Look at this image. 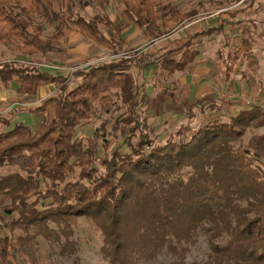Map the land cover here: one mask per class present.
I'll return each mask as SVG.
<instances>
[{
  "label": "trees",
  "instance_id": "1",
  "mask_svg": "<svg viewBox=\"0 0 264 264\" xmlns=\"http://www.w3.org/2000/svg\"><path fill=\"white\" fill-rule=\"evenodd\" d=\"M92 1L109 2L0 0V44L21 56L58 51L71 28L120 55L64 73L0 61L1 83L13 84L19 96L33 97L40 87L56 85L38 105L13 111L39 117L35 130L22 122L7 129L10 119L0 115V168L18 169L0 174L6 228L0 264H63L76 251L79 217L94 225L109 264H138L161 249L176 257L168 264H264V133L254 132L264 126V105L197 128L186 123L182 134L158 139L147 118L144 73L154 64L168 76L185 72L199 54L198 43L180 45L177 56L171 50L129 55L122 49V31L136 24L161 37L160 20L172 18L180 25L199 12H182L168 0H120L116 23L101 14L89 19L77 14ZM37 16L52 26L49 35ZM251 48L244 40L217 50L228 82ZM197 104L187 115L215 107ZM95 113L99 123L91 136H77L76 128ZM246 129L252 134L244 143ZM199 233L209 251L205 259L187 262L185 253ZM39 238L58 248L56 258L39 252Z\"/></svg>",
  "mask_w": 264,
  "mask_h": 264
},
{
  "label": "rangeland",
  "instance_id": "2",
  "mask_svg": "<svg viewBox=\"0 0 264 264\" xmlns=\"http://www.w3.org/2000/svg\"><path fill=\"white\" fill-rule=\"evenodd\" d=\"M77 1L86 2L87 0ZM168 1L177 6L182 12L196 10L199 13L180 25H177L172 18L160 20L159 26L165 32L161 37H157L154 33L146 32L136 24L130 27L128 31L124 32V29L130 25L126 26L122 31V49L126 50L129 55L142 51L161 54L164 49H169L177 56L180 53L178 52L179 44L187 41L198 43L199 54L185 72L168 76L160 72L157 64H154L148 67L144 73L149 101L147 118L154 129V133L159 136L158 139H162L166 134H172L173 136L177 132L182 134L181 126L186 123H189L193 128H197L215 118L228 119L230 115H236L241 108H249L254 104H264V102H260L264 98V94L259 97L256 95L259 88L261 90L264 89V77L260 76V70H256L258 68L257 65H262L261 61L256 59L259 47L258 41L256 37L244 32L245 29L252 31L251 25L247 23L248 18L257 17V15L250 13V9L244 8L247 6L245 3L251 0ZM254 2L256 5V0ZM261 4L264 6V0ZM254 7L251 9H254ZM121 9L120 0H109L105 5L92 1L88 4L86 3L83 7H79L77 14L87 19L95 14H101L108 16L116 23L120 20ZM217 12L223 15L221 21L226 19V23H223V29L210 36H197L193 40L188 39L192 33L211 24L210 22L214 23L213 15ZM231 14L237 15L233 18L230 16ZM242 19L245 21H242ZM35 21L42 25L46 35L52 32V26L41 16H37ZM101 29L104 33L113 32L111 28L101 27ZM77 33L79 34L75 29H69L67 36L65 35L59 44V50L45 57L40 55L21 56L11 45L0 44V61L13 59L19 65H35L54 73H64L85 67L88 63L104 62L120 57V55H113L112 52L98 43L82 35L78 36ZM257 33H260L261 40L264 39L262 38V26L257 30ZM245 37L249 38L254 55L248 63L246 59L242 58L234 68L233 80L227 82L218 63L217 50L225 43L230 44V46L238 45ZM85 45H89L88 55H96L101 59L92 58L87 63L78 60ZM261 47L263 46L261 45ZM247 65L253 66L251 68L252 72H246L244 75ZM54 87V85L47 87L46 95L53 93ZM44 95L42 97L19 96L13 84L4 86L0 81V115L10 119V126L7 129L12 128L17 122H22L32 130H35L39 117L27 110H21L14 114L13 111L19 106L26 109L27 107L38 105L45 98ZM198 101H200V105H215V107L204 112L196 110L195 116L190 117L187 115V110ZM200 105L197 104V108ZM98 123V113H95L89 120H85L76 128V135L84 139L88 138ZM3 128L0 125V130ZM254 132L258 134L264 133V126L254 130ZM251 134L252 132L246 129L242 142L245 143ZM17 170L15 167H3L0 168V174L4 175ZM6 220L9 221L10 217L6 216ZM5 233L4 212L0 208V235L4 236ZM73 239L76 242V251L73 255L65 258L63 264H109L99 250L101 245L99 234L95 230L94 225L84 217L78 218ZM37 248L46 257L52 256L56 258L58 255V248L42 238L38 239ZM208 251L206 238L202 233H199L195 243L190 245L189 250L185 253V260L187 262L203 260L206 258ZM175 259L174 255L165 249H161L152 258L143 259L138 264H168Z\"/></svg>",
  "mask_w": 264,
  "mask_h": 264
},
{
  "label": "crops",
  "instance_id": "3",
  "mask_svg": "<svg viewBox=\"0 0 264 264\" xmlns=\"http://www.w3.org/2000/svg\"><path fill=\"white\" fill-rule=\"evenodd\" d=\"M261 2H263V0H256V5L254 4L255 2H254V0H251V1H249V2H247V3H245V4H247V6L246 7H244V8H246V9H250L251 11H250V13L251 14H254V15H257V17L255 18H248V22L247 23H249L250 25H251V28H252V31L250 30H248V29H245V33L246 34H248V35H251V36H253V37H256L257 38V41H258V45H259V47H258V49H257V57H256V59L258 60V61H261V63H262V65L261 66H259V65H257V69L256 70H260V72H261V74H260V76L261 77H264V39H262L261 40V35H260V33H257V30L258 29H260V27L262 26L263 27V33H262V35H263V37L262 38H264V6L261 4ZM255 6V7H254ZM254 7V9H251V8H253ZM244 11V10H243ZM242 11V12H243ZM219 14V12H217V13H214V15H213V18H214V23H212V22H210L211 24H209V25H207V26H205V27H202V29H200V30H198L197 32H195V33H192L190 36H189V38L188 39H190L191 37H193L194 35H196L197 33H199V32H201L202 30H205V29H208V28H212V27H218V26H220V25H222V26H224V24L226 23V19H223L222 21H221V18H223L222 16L223 15H218ZM235 15H237V14H231L230 16L231 17H235ZM221 21V22H220ZM242 21H245V20H243L242 19ZM220 22V23H219ZM224 23V24H223ZM134 24H130V26H128V27H126L125 29H124V32H126V31H128V29H130V27H132ZM224 27H222V29H223ZM78 34V33H77ZM213 34H215V33H213ZM81 34L79 33L78 34V36H80ZM212 35V34H211ZM67 36V35H66ZM210 36V35H209ZM65 37V36H64ZM187 39V40H188ZM249 38H247V37H245V38H243V40L242 41H244V40H247V41H249L248 40ZM241 41V42H242ZM178 42V41H177ZM184 42H186V41H184ZM181 44H184V43H181ZM181 44H179V45H181ZM261 45L263 46V47H261ZM88 46V47H87ZM91 46V45H90ZM89 45H85L83 48H82V50H81V56L80 57H78V60H82L83 61V63H87L88 61H90L92 58H98V56H96V55H92V56H90V55H88V51H89ZM252 49V48H251ZM165 51H170L169 49H164V52ZM163 52V53H164ZM163 53H161V54H163ZM254 53H255V51H254ZM85 54V55H84ZM158 54V53H157ZM254 54L253 53H251V56L249 57V58H247L246 60V62L248 63L250 60H251V57L253 56ZM77 59V58H76ZM101 58H98V60H100ZM97 60V61H98ZM89 64H91V63H88V64H86V65H89ZM248 66V65H247ZM253 67V66H252ZM250 65L246 68V71L244 72V75L246 74V72H250L252 69V68ZM252 72V71H251ZM248 74V73H247ZM249 75V74H248ZM226 80V79H225ZM233 80V79H232ZM231 80V81H232ZM227 81V80H226ZM230 81V82H231ZM228 82V81H227ZM50 85H54L55 87L54 88H56V85L55 84H49V85H46V86H42V87H40L39 89H38V92H37V94L35 95L36 97L37 96H41L42 97V95L43 94H45L44 95V97H47L48 95H50V94H52V93H50V94H47L46 95V88L47 87H49ZM53 88V87H52ZM262 94H264V89H260L259 88V90H257V92H256V95L259 97L260 95H262ZM262 101H260V102H264V98H262L261 99ZM262 105H264V104H262Z\"/></svg>",
  "mask_w": 264,
  "mask_h": 264
}]
</instances>
